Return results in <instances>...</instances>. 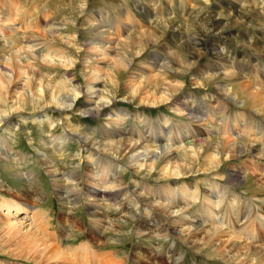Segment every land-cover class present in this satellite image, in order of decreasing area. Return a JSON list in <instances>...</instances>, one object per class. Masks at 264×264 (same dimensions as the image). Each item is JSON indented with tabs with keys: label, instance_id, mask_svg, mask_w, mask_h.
Returning <instances> with one entry per match:
<instances>
[{
	"label": "bare ground",
	"instance_id": "1",
	"mask_svg": "<svg viewBox=\"0 0 264 264\" xmlns=\"http://www.w3.org/2000/svg\"><path fill=\"white\" fill-rule=\"evenodd\" d=\"M86 1L88 0H84V5ZM212 1L223 5L221 0H199V8L202 2L205 4L206 10L203 8L202 12H207L209 6L213 5ZM237 1L232 0L231 8L227 7L228 15L221 14L225 20L231 19V15L236 18L229 23L228 29H223L226 35L234 36L235 31L240 35L235 43L228 45L238 48L241 53L232 49L230 52L238 56L229 57L222 52L226 48L224 45L220 53L213 47L218 39L211 29H219V24L213 18H207L209 23L212 22L211 27L206 26L197 31L195 38L189 36L188 42L178 44L171 54L161 44V39L166 34L161 26L138 32L140 38H133L130 34V37H124L126 40H123V35L117 34L114 39L106 29L111 27V23L105 26L103 17L97 14L87 16V6L80 8L79 14H85L84 25L89 26L88 32L92 36L91 41L82 46L86 49V58L82 63L92 68L86 71L83 82L78 86L72 84V78L66 73L60 75L56 82L48 80L44 74L37 81V77L29 71L30 67L26 64L28 61L21 59L24 57L22 54H27V57L35 58L32 62L38 59L41 64H46L42 65L53 67L54 71L60 68L68 71L74 67L76 60L74 62L65 56L70 52L61 48L54 50L52 45L38 43L37 37L27 34L34 31L37 36L44 32L53 39L56 37L53 35L55 30H39V26L29 19L25 24L12 23L11 11L0 16V38L3 43L0 44V56L9 55L8 53L11 55V59L3 62L6 64L5 70L11 69L0 73V126H11L13 118H19L24 125L30 120L31 123L40 127L44 125L50 130L55 128L56 122L65 126L62 134L50 137L49 155H43L47 169L51 168L52 160L49 157L73 138L79 140L78 150L86 155L83 158L77 153L74 155L77 160L85 163V167H75L66 177L56 173L52 177L51 183L55 186L57 200L62 202L63 214L66 216L64 221L60 220L67 225L61 228L62 239L71 236L67 227H76L80 232L83 221L71 215L83 208L89 223L87 229L91 230L88 236L90 243L96 237L104 235L106 230L115 234V228L120 225L137 222L131 235L164 239L169 244V250H164L163 255H169L172 264H180L183 254L177 252L178 248L173 250L176 243L170 241L172 239L182 240L190 246L189 250L194 255L203 254L209 262L215 259L221 264H264V198L257 195L255 198L235 195V190L246 180H252L257 186L264 188V77L258 74L259 68L264 69V32H258L254 36L248 32L250 27H264V24L252 23L255 22L254 16L246 15V1L244 6L240 4V0ZM5 2L10 3L8 0ZM14 4L10 3L9 7ZM155 4L156 8H160L159 12L162 11L161 6L157 7L160 4ZM156 11L157 9H153V12ZM200 13L198 11L196 16ZM128 18L123 17V20L127 21ZM93 20L101 25L95 27ZM212 36L216 37L208 41ZM72 40L75 42V37ZM72 40H68L70 46L67 45L66 49L73 46ZM256 41H260L262 45L257 46ZM150 45H153L155 53L148 56L145 64L135 65L136 57ZM207 55L208 63L199 67L200 60ZM248 60L257 62L253 70L250 69ZM3 64H0L1 70L4 69ZM128 71L124 91L118 96L120 102L151 108L164 105L190 123L181 120L177 124L174 117L165 114L154 119L144 112L131 113L128 108L114 109L116 98L113 90L118 88L120 80L114 76ZM184 74L191 78L190 83L195 86V91L199 87L207 88L211 85L213 93L198 97L194 90L182 91L184 80L179 75ZM176 75L178 77H173ZM171 78L174 82H171ZM221 78L224 82H219ZM14 85L19 88L10 91ZM81 99L83 103L79 104ZM208 99L211 100L209 105ZM52 109L59 112L62 120L55 121L54 117L49 116L47 110ZM23 114H28L29 117L26 118ZM102 115H106L108 120H103L101 125L100 135L104 138L103 141L92 139L91 134L84 135L70 121L77 116L100 119ZM205 115L207 123H201L200 118ZM130 121L131 126L128 124ZM193 123H199L197 127L202 129L197 137L193 136L191 126L188 125ZM126 126L129 128L126 129ZM8 143L6 138L0 137V157L9 164L8 167L16 178L21 181L25 179L26 182L33 181V177L17 173L14 163H23L25 158L11 153ZM224 161H238L239 164L237 169L232 165L223 167ZM156 162L163 164L158 167ZM126 171L133 176L130 182L124 179L123 172ZM56 176L60 177L55 178ZM189 176H194V184L178 182ZM149 179L152 185L146 182ZM200 184L203 189H200ZM0 189L6 193L14 190L1 180ZM19 192L28 191L21 189ZM12 199L14 200L13 197ZM40 199L42 198L36 196L30 201L12 202L0 195V215L4 217V227L0 226V242L5 239L7 245L11 244V248L20 247L18 255L14 253L17 248L12 249V255L17 258H41L32 259L36 264H80V256L75 251L88 252L90 244L85 243L80 248L71 249L58 242H45L33 230V224L38 223L44 217L42 215H45L37 210L42 202ZM240 217L246 218L247 225L236 229ZM26 222L30 223L25 225ZM253 228L254 235L250 230ZM250 233L253 239L250 235L251 240L248 241L246 237ZM237 236L242 237L241 240ZM255 239L258 243H255ZM3 251L4 254H9V251ZM136 258L138 260L134 264L144 262L142 256L138 255L132 260ZM125 259L127 264H131V258L126 255ZM81 260V264H89L92 260L93 264H118L114 263L115 260H110L109 254H95ZM0 264L22 263L1 261Z\"/></svg>",
	"mask_w": 264,
	"mask_h": 264
},
{
	"label": "rangeland",
	"instance_id": "2",
	"mask_svg": "<svg viewBox=\"0 0 264 264\" xmlns=\"http://www.w3.org/2000/svg\"><path fill=\"white\" fill-rule=\"evenodd\" d=\"M5 1L0 0V16L1 17L7 15L8 12L11 11V21L10 22L14 21L12 23H22L23 22L25 24V21L29 19V20H32L31 22H33V24H36L37 26H39L37 27V29L39 30L40 29L49 30V28L55 30L53 32V35L56 37H54L53 39H51V36H48V34L44 32L42 33L40 32V34L37 36L34 33V31L28 32L27 34L30 36L33 35L34 37H37L39 41V42L37 41L38 43H42L46 46L52 45V48L54 50H56V48L65 49L66 51L70 52V53H67L65 56H67V58H69L70 60L72 59L74 62L76 60L75 66L69 69L68 71H65L62 68L56 69V71H54L53 67L51 68V66H48V65L45 66L46 65L45 63H42V64H45V65H42L41 62H38L39 61L38 59H36L37 62L36 61L32 62V60L35 59L34 57L32 59V58L27 57V54L21 53L22 54V55L20 54L21 56L24 55V57H21V59L24 62L28 61L26 62V64L27 66L30 67L29 71L33 73L34 77H37L36 78L37 81L39 79V76H42L44 74V77H46L48 80L52 79V81L56 82L58 78L60 77V75H63L64 73H66L70 79L72 78V81H73L72 84L78 86L80 82H83L82 78L85 75L86 71L92 68V67H87L84 65V63H82L85 61L84 59L86 58L85 56L86 49H83L82 46L85 45V42L91 41V37H92L91 35H89V32H88L89 26L87 27L84 25L85 20L83 19L86 17L85 14H83L82 16L79 14V11L81 10L80 8H83L84 6H87L85 9V13L87 11V16L91 15V17H93V15L97 14L99 15V17L104 18L103 20L105 21V26H107L108 23L109 24L111 23L110 24L111 27L109 29L106 27V29L109 35H111V37H114V39H115V35L117 34H122L123 40H126L125 38L130 37V34L131 36H133V38L139 37L138 32H143L149 28H154V27L157 28L158 26L159 27L161 26L162 28H164V30H166L165 36L161 39V44L163 46L165 45L164 48L167 49V51H169L170 53L176 50V47L178 46V44L180 45L182 43H185V41L188 42L189 36H192L193 38H195L197 36L196 34H198L197 31H201L206 26L211 27L212 22H210L211 23L210 24L208 20L209 19L211 20L213 18L214 22H216L217 25L219 24L218 25L219 29L217 30L211 29L212 33L217 35V37L212 36L211 38L208 39V41H211L213 37H216L218 40L216 41L217 43H214L216 46H213V47L217 48L216 51H219L220 53V51H222L223 47L225 46L226 47L225 51H222L224 52L225 56L229 57L230 55H235L230 52L232 51V49L233 50L237 49L239 53H241V51L238 48L235 49V47L232 48L231 45H228L231 43H235V41L240 38V35L235 31L234 36L233 35L230 36V35H226V33L223 31V29H228L230 27L229 23L234 22L236 19L232 15H231V19H227V20H225L224 17H221V14L228 15V13L226 12H228V8L229 9L231 8L232 0H221V2L223 3L222 6L215 4L212 1L213 5L209 6L206 13H204V11L202 12L203 8L205 7L204 6L205 4L203 2H202L201 7L199 8V5H198L199 0H88L85 2V5L83 3L84 0H8L10 3H15L14 6L12 7H9L10 3L6 4ZM240 1L238 0L237 2H240L242 6H244V4L246 3V5L244 6L245 9L247 10L246 15L249 17L254 16L253 19L255 20V22H252V23H254L255 25L257 24L263 25L264 24V14H263L264 13L263 12L264 11V0H240ZM247 1L249 2L250 6L248 5ZM251 1H253V4ZM155 3L160 4L157 7L161 6L162 11L159 12L160 8L159 9L156 8ZM122 4H124L125 7H123L124 5ZM181 5L183 7H181ZM220 6L221 7L224 6V9H221ZM153 9H157V11L153 12ZM204 10L206 9L204 8ZM198 11H201V13L200 15L196 16V13ZM159 13L161 14L160 16L158 15ZM123 17L124 18L129 17L128 18L129 20L127 21L125 19L123 20ZM257 18H259V20ZM93 21L95 22L93 24L95 27L101 25L95 20ZM28 23L30 22L28 21ZM120 23L121 25H125V26H121ZM124 27H126L127 29H124ZM220 30H222L221 35H220ZM249 31H250V35L252 34L254 36L258 32H264V27H260V26L250 27V29H248V32ZM74 37H75V42L72 40V38ZM1 39L2 38H0V44H3ZM68 40L73 41L71 42L72 43L71 45L73 46L70 48L68 47V49H66L67 45L70 46ZM167 41L169 42L167 43ZM256 45L261 46L262 43L260 41H256ZM152 46L151 45L148 46L146 49L147 52L144 51L143 53H141L139 56L136 57V60H134L135 65L145 64L144 62L146 61L148 56L155 53V50ZM8 54L9 55L0 56V64H3V62L6 61V59H11L10 53ZM164 56L166 57L167 54H165ZM235 56H238V54ZM208 59L209 57L207 55L206 58H203L202 60H200V63L198 66L199 67L206 66V64L208 63L207 62ZM29 62L31 63V65ZM247 62L250 64L251 70H253L257 64L256 61H252V60H248ZM5 65L6 64H3V67ZM8 69L5 70V67H4L3 69L4 71H3L1 70V67H0V73H3L5 71L7 72L11 68L9 70ZM34 70H35V73L33 72ZM263 71L264 69L259 68V71H258L259 76L264 77ZM106 72L108 71L106 70ZM129 72L130 71H128L127 73H123V72L120 74L116 73L114 76L115 79H120L118 88L113 90V94H115L114 98H116L115 103L113 105L114 109L128 108L130 109L131 113L144 112L148 117L154 118V119L165 114L169 117H174V121L176 123L177 122L180 123L181 120L184 121L185 123H190V122H186L185 118L180 117L179 114L176 115L175 113H173V111H171L169 108H166V106L164 105L157 107V108H151V107H141V106L138 107L137 105L133 103L128 104L125 102H120L118 96L120 95V93L124 91V82L126 81L125 78ZM173 77L176 78L178 77V75L173 76ZM179 77L181 78V80H184L182 91L191 92L192 90H194V94H196L198 97H204L209 93H213L211 89V85H209L207 88L199 87L198 90L195 91L194 89L195 86L191 85L190 83V80H191L190 77H188L185 74L179 75ZM172 79L173 78H171V80ZM221 81L224 82V79L222 78L219 79V82ZM171 82H174V79ZM153 85H156V84H153ZM17 88L19 87H15L14 85L12 86L10 91H12V89H17ZM210 102L211 100L208 99L207 105H209ZM78 103L79 104L83 103V100L81 99ZM47 111L50 117L51 116L54 117L55 121H57V119L62 120L60 118L58 111H55L53 109L47 110ZM202 114H204V112H202ZM24 116L26 118L29 117L28 114ZM106 117H107L106 115L105 116L102 115L100 119H97L91 116L90 117L87 116L83 118L77 116V117H72L70 121L72 125L78 126L79 131L83 132L84 135L91 134L92 139H95L97 141H103L104 138L101 137L100 134H102V132L100 131L102 128L101 125L103 123V120H106ZM200 119H201V123H207L206 115L204 117H201ZM131 122L132 121L128 122L130 126H131ZM188 125L191 126L190 128L191 133L193 134L194 137H197L198 133H201L202 129L201 128L198 129L197 127L199 123H193V124H188ZM54 126L55 128L50 130L44 125L43 127H40L36 124H33L30 122V120H28V122H26V124L24 125L20 123L19 118H13L11 121V126L6 127V124L4 126H0V137L6 138L8 140L9 142L8 150L11 153H15L25 158V161L23 163H20L18 161H17V164L14 163L15 167L17 168L16 169L17 173L22 172V175L26 174L27 176H31L34 178L33 181L31 180L29 182H26L27 180L25 179H24L25 181L24 182L22 178H20L22 179V181L19 180L18 178L15 177V173H13L9 169L8 167L9 164L6 163L3 160V158L0 157V180L5 182V184L8 187L14 188V190L10 191L11 193L10 192L6 193V191L0 189V195H4L8 199H11L12 202L14 200L16 202H22L23 200L30 201L33 197H36V196L41 197L42 199L40 200H42V202H40V206L37 208V210L38 212L40 211L41 213L45 215H42L44 217L40 219L38 223L33 224L34 226L33 230H35L39 234V237L43 239L45 242H48V243L58 242L60 245L65 246L67 248H71V249L80 248L81 245L85 243L88 245L90 244L89 246L91 247L89 248L88 252L83 253V251H80V250H79L80 252L75 251L77 256H80L79 261H78L80 264H81L80 261H82L81 259L83 257H93V255L95 254L96 255L97 254L98 255L109 254L110 260H112V262L113 260L119 261V262L114 261V263H118V264L119 263L123 264V262L124 264L125 263L127 264V260L125 259L126 255L129 258H131V264H134L136 260H138L137 258L134 259L135 261L132 260L133 257H136V256L138 257V255L144 258L143 259L144 262L142 264H149V263L150 264H172L170 262L171 258L169 257V255L167 256L163 255L165 254L164 250L165 251L169 250L167 249L169 244L165 242L164 239L155 240L153 238L149 239L146 236L136 237L134 235H131V231H133L134 226H137V222L120 225V227L115 228L117 230V231L115 230V234L112 231L106 230V233L104 235H100V237H96L97 239L92 240L90 243L88 236L91 233V230L87 229L89 227V223L87 222L88 218H87V215H85V209L83 208L77 209L76 211H74L75 213L73 212V214L71 215L73 217L79 218L80 221L81 220L83 221L82 223L83 227H80V232L79 230H76L77 229L76 227L75 229L67 227V229L70 231L69 233L71 236L67 237L66 239H62L61 228H63V226H65L66 224L60 222V220L64 221L66 219V216L63 214L64 207L62 206V202L57 200L58 198L56 197V194L54 191L55 186H53V184L51 183L53 180L52 177H54L55 173L57 175H60L61 177L62 176L66 177V174H69V172L74 170L75 167L77 166H79L80 168L85 167V163L80 161L79 159L77 160V158H75L74 155L77 153L82 158L85 157L86 155L82 153L80 150H78L79 145H80L79 140H76L75 138H73V140H69L70 142L65 144V146L62 149L60 150L58 149V151L56 150L57 153H55V155L49 157L52 160L50 162L51 168L47 169L44 163L45 161L43 162V159L45 156L44 153L46 154V156L49 155L48 149L49 147H51L50 137L52 136L53 138L54 136H58L59 134H62L63 130H65V126L59 125L57 122L55 123ZM125 128L128 129L129 127L126 126ZM141 130L145 131L144 128H141ZM93 131L94 133H92ZM174 146H178V145H174ZM41 156H43V158ZM162 164L163 163L156 162V165L158 167L162 166ZM223 164H224L223 167H230L232 165L233 168L235 166V169H237V164H239V162L234 161V162L228 163L224 161ZM123 173H125L124 179L130 182L132 180L131 177L133 176L130 173H128V171L123 172ZM199 175L203 176L201 172H199ZM60 176H56L55 178H59ZM184 181L188 184H194L195 182L194 176L192 177L189 176L186 179H180L178 182L181 183ZM146 182H148V184L150 185L153 184L150 179ZM202 184L199 185L200 189H203ZM21 189L25 191L27 190L28 192H24V193L19 192V190ZM236 194L237 196L239 195V196L248 197V198H255L256 195L257 197L259 196L260 198H264V188L257 186L252 180H246L239 185V188L235 190V195ZM201 195H203V192L201 193ZM12 197L14 198V200L12 199ZM80 209H83V210L81 211ZM61 210L63 212H61ZM237 211L240 213L239 209ZM238 221L239 222L236 225L237 227H235L236 229L246 227L247 225L245 224L246 218L240 217ZM27 223L29 224L30 222H26L25 225H27ZM3 225H4V217L0 215V226H3ZM1 228L2 227H0V229ZM250 230L253 231V235H254V228ZM102 232L103 231H101V233ZM250 235L251 233L248 234V236L246 237L248 241L251 240V238H249ZM242 237L245 238V235H243ZM242 237L240 238L238 237L239 240H241ZM250 237H252L253 239L252 235ZM5 241L6 240L4 239V241L0 242V262L10 261V262L16 263V261H18V262H21L22 264H36L35 261H33L32 259H36L37 257L32 258L31 256L30 257L31 259L29 257L26 258L29 261H27L25 258L18 257L19 258L18 259L16 255L19 254L18 251H20L19 250L20 247H17V246L15 247L13 245L14 247L11 248V244L7 245ZM170 241H174L176 243V247L173 250L178 248L177 249L178 251L176 250L177 252H183L182 254L183 262L181 261L180 264H221L219 260H215V259H211L209 262L204 256H202L203 254L194 255V253L189 250L190 246L183 243L182 240L172 239ZM255 243H258V241H256ZM157 245L159 247H156ZM16 248H17L16 251L18 253H16L15 251L14 253L16 255L14 254L12 255L13 253L12 251L15 250ZM3 250L9 251L8 252L9 254H4ZM153 251H158V253L154 254ZM37 259H41V258H37ZM92 262L93 260L89 261V264H93Z\"/></svg>",
	"mask_w": 264,
	"mask_h": 264
}]
</instances>
